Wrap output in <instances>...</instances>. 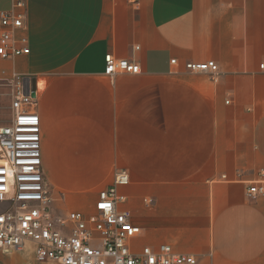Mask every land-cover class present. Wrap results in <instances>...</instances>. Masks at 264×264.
Returning <instances> with one entry per match:
<instances>
[{
    "label": "crops",
    "instance_id": "obj_1",
    "mask_svg": "<svg viewBox=\"0 0 264 264\" xmlns=\"http://www.w3.org/2000/svg\"><path fill=\"white\" fill-rule=\"evenodd\" d=\"M13 0H0V18ZM28 56L0 59L37 93L42 170L58 212L92 214L117 186L141 234L197 264H264V0H27ZM140 75H105V58ZM177 60V65L171 63ZM214 61L219 74L187 72ZM0 264L40 263L31 248Z\"/></svg>",
    "mask_w": 264,
    "mask_h": 264
},
{
    "label": "built area",
    "instance_id": "obj_2",
    "mask_svg": "<svg viewBox=\"0 0 264 264\" xmlns=\"http://www.w3.org/2000/svg\"><path fill=\"white\" fill-rule=\"evenodd\" d=\"M27 0H13L0 18V59L13 60L31 52L26 35ZM105 75H140L141 67L128 60L105 58ZM177 65V60L171 61ZM264 70V63L260 66ZM187 72L217 77L214 61L189 62ZM12 118L0 127V252L10 254L31 248L40 263L56 264H197L194 256L174 252L169 245L133 251L141 234L128 211H120L117 186L129 184L126 171L115 174L114 184L99 193L92 214L58 212L42 170V130L36 112L37 93L26 94L25 80L9 81ZM34 93V96H33ZM246 196L264 197V171L250 183Z\"/></svg>",
    "mask_w": 264,
    "mask_h": 264
},
{
    "label": "rangeland",
    "instance_id": "obj_3",
    "mask_svg": "<svg viewBox=\"0 0 264 264\" xmlns=\"http://www.w3.org/2000/svg\"><path fill=\"white\" fill-rule=\"evenodd\" d=\"M9 93L10 91L6 88H2V90L0 91V127L8 125L12 118V111H11L12 98ZM2 208L3 207L0 206V210Z\"/></svg>",
    "mask_w": 264,
    "mask_h": 264
},
{
    "label": "water",
    "instance_id": "obj_4",
    "mask_svg": "<svg viewBox=\"0 0 264 264\" xmlns=\"http://www.w3.org/2000/svg\"><path fill=\"white\" fill-rule=\"evenodd\" d=\"M25 91H26V94H30V92H35V88H34V85L33 83L30 81V79H26L25 80ZM33 96H34V93H33Z\"/></svg>",
    "mask_w": 264,
    "mask_h": 264
}]
</instances>
